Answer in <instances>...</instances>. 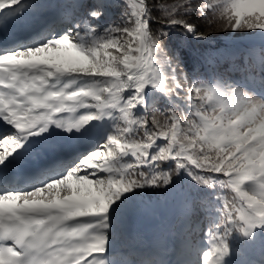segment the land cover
I'll use <instances>...</instances> for the list:
<instances>
[{
    "label": "snow or ice",
    "instance_id": "obj_1",
    "mask_svg": "<svg viewBox=\"0 0 264 264\" xmlns=\"http://www.w3.org/2000/svg\"><path fill=\"white\" fill-rule=\"evenodd\" d=\"M50 8L0 0V264H264V47L197 24L264 37V0H71L27 27ZM182 178L194 258L118 255Z\"/></svg>",
    "mask_w": 264,
    "mask_h": 264
},
{
    "label": "trees",
    "instance_id": "obj_2",
    "mask_svg": "<svg viewBox=\"0 0 264 264\" xmlns=\"http://www.w3.org/2000/svg\"><path fill=\"white\" fill-rule=\"evenodd\" d=\"M88 3L91 2V0H87ZM179 0H151L152 4H161V5H165V6H171L175 3H178ZM119 12L120 9H114L112 11V13L109 14V17L106 18V20L108 22H111V20L116 19L119 17ZM152 15L155 16H159L160 12H158L155 8H153L152 11ZM211 14H209V20H211ZM101 24H104L105 21H101ZM197 24H198V30H203L206 31L209 35V39L206 42V44L203 45V47L208 48V47H220L221 51H224V46L231 44L234 47L240 49V50H245V49H249V48H255V49H259L261 47H264V41L262 40V36L260 38L256 37L257 35H255L257 30H254L252 32H245L241 35H239L235 40H233V38L231 36H223L222 33H220L217 30V23L213 22L211 25L208 24L207 21L205 20H197ZM158 25H156L155 23L152 24V28L153 31H155L157 29ZM168 42V41H166ZM158 108L163 109V105L162 104H158L157 105ZM178 115H180V113H177ZM161 124L164 123L166 117L165 116H158L157 117ZM162 167H169L168 164H164L162 165ZM188 187V180L187 178H182L179 182L178 185V189H177V193L176 194H164V193H160V192H148L145 196H144V203L142 205H150V204H154V203H167L170 198L171 195L173 197V199L176 198V196H180V193L186 189ZM141 205V206H142ZM178 209L176 212H174L175 216L172 218L171 221L168 222V229H166L165 227L163 228V231L161 230V241H154L153 243V247L157 250L159 248H163L165 247V245L168 243V237L171 236L175 241H177L178 243H180L181 245H183V241L185 240V233L187 232L189 227H196V225L193 223L191 225H189L188 223H185L183 220V216H182V203H181V198L179 200L178 203ZM196 244L199 243V228H197L196 230ZM187 248H191V246H193V239H192V235H187V243L183 246ZM194 248V246H193ZM195 249V248H194Z\"/></svg>",
    "mask_w": 264,
    "mask_h": 264
},
{
    "label": "rangeland",
    "instance_id": "obj_3",
    "mask_svg": "<svg viewBox=\"0 0 264 264\" xmlns=\"http://www.w3.org/2000/svg\"><path fill=\"white\" fill-rule=\"evenodd\" d=\"M49 2L51 4L50 10L45 13V15L32 20L31 23L27 26L29 29L39 27L41 24L51 21L56 14L58 6L63 5L66 2L71 3V0H49ZM255 35H257L256 37L260 38V30H257ZM262 40L264 41V37H262ZM180 198L181 196H176V198L173 199L171 195V198L167 203L162 202L150 205H142L141 210L138 213L149 214L152 210L161 207H164L166 210L164 215H162L161 219L157 222V224H155L147 233L132 231V239L128 238L127 236L123 239L118 238L116 241V249L118 255H124L125 253H127L124 258H131L133 255L131 246H135L137 250H142L145 252L152 251L154 253H158V255L155 256L156 259L172 260L173 258H194L195 249L193 248V246H191V248H187L188 246L183 247L185 245L184 243L183 245L180 244L181 248L183 249V255L174 254V246L178 243L173 241L174 239L171 236L168 238V243L165 245V247L156 250L152 246L154 241H161V230L163 231L164 227L166 229L168 228V222L171 221L172 218L175 216L174 212L180 210L178 209V203ZM134 227H136V224L134 225ZM244 258L250 259L254 262L259 261V259L261 258L259 245H257V247Z\"/></svg>",
    "mask_w": 264,
    "mask_h": 264
},
{
    "label": "bare ground",
    "instance_id": "obj_4",
    "mask_svg": "<svg viewBox=\"0 0 264 264\" xmlns=\"http://www.w3.org/2000/svg\"><path fill=\"white\" fill-rule=\"evenodd\" d=\"M165 210L164 207H161L152 210L149 214L138 213L132 221L131 228L136 224V227L133 228L135 232L147 233L161 219ZM172 260H176V258Z\"/></svg>",
    "mask_w": 264,
    "mask_h": 264
}]
</instances>
